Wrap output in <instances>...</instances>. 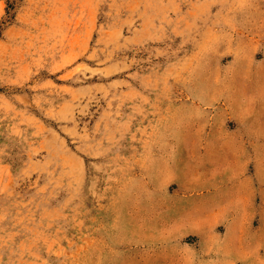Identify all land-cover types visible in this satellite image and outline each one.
I'll return each instance as SVG.
<instances>
[{
    "label": "rangeland",
    "instance_id": "obj_1",
    "mask_svg": "<svg viewBox=\"0 0 264 264\" xmlns=\"http://www.w3.org/2000/svg\"><path fill=\"white\" fill-rule=\"evenodd\" d=\"M0 264H264V0H0Z\"/></svg>",
    "mask_w": 264,
    "mask_h": 264
},
{
    "label": "bare ground",
    "instance_id": "obj_2",
    "mask_svg": "<svg viewBox=\"0 0 264 264\" xmlns=\"http://www.w3.org/2000/svg\"><path fill=\"white\" fill-rule=\"evenodd\" d=\"M237 53V52H236ZM214 250V249H213Z\"/></svg>",
    "mask_w": 264,
    "mask_h": 264
}]
</instances>
